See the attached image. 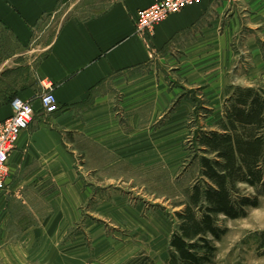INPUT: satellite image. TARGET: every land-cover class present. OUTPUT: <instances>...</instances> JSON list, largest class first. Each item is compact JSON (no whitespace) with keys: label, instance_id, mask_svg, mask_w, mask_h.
Wrapping results in <instances>:
<instances>
[{"label":"crops","instance_id":"obj_1","mask_svg":"<svg viewBox=\"0 0 264 264\" xmlns=\"http://www.w3.org/2000/svg\"><path fill=\"white\" fill-rule=\"evenodd\" d=\"M71 1L0 0V121L15 97L34 108L0 192V264H123L89 262L84 214L100 196L97 177L112 182L122 167H143L146 149L161 154L146 119L150 126L175 103L172 122L159 127L170 133L175 114H189L192 98L158 71L204 86L209 70L231 63L240 37L264 63V0H200L148 36L137 32L136 14L156 0H108L82 12L65 10ZM46 85L59 105L53 115L38 100Z\"/></svg>","mask_w":264,"mask_h":264},{"label":"rangeland","instance_id":"obj_2","mask_svg":"<svg viewBox=\"0 0 264 264\" xmlns=\"http://www.w3.org/2000/svg\"><path fill=\"white\" fill-rule=\"evenodd\" d=\"M224 1L230 2L229 6L233 3V0ZM109 3L108 0H73L67 3L65 10L75 8L82 12L88 8H106ZM245 42L244 37L234 39L232 59L227 60L231 63H227L221 73L209 70V83L204 86L190 87L176 78L173 70L161 68L158 71L162 77L174 81L172 84L177 85L178 90L183 89V95L192 98L190 112L186 117H178L180 112L175 114L177 117L173 120L177 125L175 130L170 128V133H164L165 129L159 127L170 119L172 122L169 114L176 107L175 103L153 119L150 126L146 119L145 127L155 133L156 149L161 154L151 155L146 149L148 156L138 171L122 167L119 179L107 183L97 177L94 183L96 190L101 191L100 196L89 199L92 209H86L88 213L84 214L92 224L86 243L82 240L89 262L105 256L113 262L121 259L123 264H128L145 256L154 264L166 263L170 238L180 223L177 214L184 210L192 188L203 185L199 160L205 155L198 138L220 131L218 122L224 120L239 90L252 89L264 98V63L256 60ZM262 45L264 58V43ZM237 187L241 195L254 193L244 185ZM82 223L78 226L81 232ZM217 224L225 234L212 242L215 252L209 264H264V195L258 198L256 207L246 209L244 217L231 220L219 216Z\"/></svg>","mask_w":264,"mask_h":264},{"label":"trees","instance_id":"obj_3","mask_svg":"<svg viewBox=\"0 0 264 264\" xmlns=\"http://www.w3.org/2000/svg\"><path fill=\"white\" fill-rule=\"evenodd\" d=\"M218 128L198 138L205 155L199 160L203 185L192 188L177 214L180 223L170 238L165 264H209L215 252L212 242L225 234L218 217L242 218L264 195V98L252 89L239 90ZM238 185L254 193L241 195ZM128 264L154 263L140 256Z\"/></svg>","mask_w":264,"mask_h":264},{"label":"built area","instance_id":"obj_4","mask_svg":"<svg viewBox=\"0 0 264 264\" xmlns=\"http://www.w3.org/2000/svg\"><path fill=\"white\" fill-rule=\"evenodd\" d=\"M200 0H156L136 14V29L143 36H148L154 27L169 16L178 14L184 9L196 6ZM41 110L45 115H53L59 111V105L51 85H46L38 98ZM12 115L0 121V192L6 189L8 177V160L14 150L19 136L28 129L34 116L31 101H23L15 97L11 103Z\"/></svg>","mask_w":264,"mask_h":264}]
</instances>
